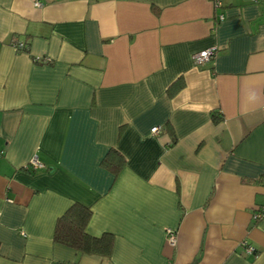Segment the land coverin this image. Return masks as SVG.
<instances>
[{
  "label": "crops",
  "instance_id": "0c3cea01",
  "mask_svg": "<svg viewBox=\"0 0 264 264\" xmlns=\"http://www.w3.org/2000/svg\"><path fill=\"white\" fill-rule=\"evenodd\" d=\"M0 151V264H264V0H0ZM73 202L108 257L53 241Z\"/></svg>",
  "mask_w": 264,
  "mask_h": 264
},
{
  "label": "trees",
  "instance_id": "16d2710c",
  "mask_svg": "<svg viewBox=\"0 0 264 264\" xmlns=\"http://www.w3.org/2000/svg\"><path fill=\"white\" fill-rule=\"evenodd\" d=\"M32 59L35 62L42 61L34 56ZM173 86L167 89L169 95H172L178 88ZM124 163V156L116 148H109L101 160V165L115 176L121 171ZM91 215L90 207L80 202L71 203L55 221L53 241L80 253L108 257L113 249V235L110 233H103L100 236L90 235L86 231V226Z\"/></svg>",
  "mask_w": 264,
  "mask_h": 264
},
{
  "label": "built area",
  "instance_id": "2783aa9c",
  "mask_svg": "<svg viewBox=\"0 0 264 264\" xmlns=\"http://www.w3.org/2000/svg\"><path fill=\"white\" fill-rule=\"evenodd\" d=\"M213 7L216 8H221L223 6V1L224 0H210ZM36 5H39V2H35ZM217 21H221L224 19V14L219 13L216 16ZM11 45L13 48H15L16 50H25L26 46L23 42H19L15 39H11L10 41ZM215 51V47H209V48H205L199 52H196L194 54H192V60L193 63L198 65V64H202L205 61L209 60ZM40 59V58H37ZM44 61H49V59H44ZM159 131V126H153L151 128V132L156 133ZM1 154V151H0ZM29 165L33 168H37L42 166V163L37 159L36 156H33L30 160H29ZM264 217V204H261L253 213V218L254 219H259ZM167 240L169 241L170 244H174L175 243V232L173 230H171L170 228H168L167 230ZM241 245L243 247V250L245 253L251 254L254 253V248L248 244L246 241H242Z\"/></svg>",
  "mask_w": 264,
  "mask_h": 264
}]
</instances>
